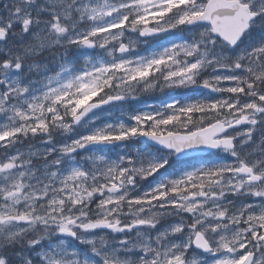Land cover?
<instances>
[{
	"label": "snow or ice",
	"instance_id": "obj_1",
	"mask_svg": "<svg viewBox=\"0 0 264 264\" xmlns=\"http://www.w3.org/2000/svg\"><path fill=\"white\" fill-rule=\"evenodd\" d=\"M0 264H264V0H0Z\"/></svg>",
	"mask_w": 264,
	"mask_h": 264
}]
</instances>
